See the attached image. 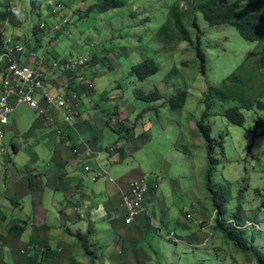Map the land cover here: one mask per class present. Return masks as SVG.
<instances>
[{
	"label": "rangeland",
	"instance_id": "374dc122",
	"mask_svg": "<svg viewBox=\"0 0 264 264\" xmlns=\"http://www.w3.org/2000/svg\"><path fill=\"white\" fill-rule=\"evenodd\" d=\"M36 1L40 5L37 10L34 0H17L19 13L24 17L21 16L24 24L20 30L17 32L18 28H14L21 38L20 44L33 49L37 59L48 58L51 64L90 57V65L76 83V87L80 88L83 81L89 82L87 84H93L96 91L85 119L93 122L94 116L98 115L100 121L104 112L113 105L129 114L130 122L137 127L136 140L125 132L118 134L113 128L104 127L101 146L110 149L118 142L127 148H135L141 146L144 136H148L149 144L135 150L133 159L127 158V163L130 166L141 165L148 176L161 178L160 196L165 198L168 215L172 219L169 229H163L154 217L149 222H143L141 227L138 224L144 239L127 243L118 239V234L110 228L107 220H102L99 237L86 240L88 250L99 259L97 264H256L251 257L238 252L233 243L217 232V228L215 231L212 229L214 237L208 245H202L204 233L198 223L209 225L216 209L205 185L208 152L197 124L205 111L204 101L208 99L209 89L219 86L256 50L264 52V44L244 41L231 26L210 27L202 15L196 14L201 30V47L207 61V72L203 75L193 46L183 43L170 48L157 38L159 30L168 21L169 9L175 4L186 9L193 0H133L123 10L105 15L94 12L89 17L85 16L87 10L99 0ZM258 1L264 0H232L230 4L242 6ZM58 4H63L65 8L61 17L56 19L53 11ZM66 17L68 26L64 31L56 32L58 22ZM41 24H47V30L34 35V29ZM191 34L196 43V33L191 30ZM147 59H153L160 72L141 84L132 76V68ZM36 61L33 58V62ZM117 86L120 89H116ZM135 90L146 94L159 90L165 100L146 104L136 99ZM179 91L187 93L186 104L178 111H171L165 102ZM102 92L107 93L109 100L97 103ZM211 106L209 124L212 127L211 136L217 142L212 155V189L217 194L218 208L227 222L240 216V227H253L243 240L263 256L264 137L252 142L251 132L258 118L264 120V99L256 102L253 111L244 112L246 122L243 128L230 124L222 117L225 110L237 106L235 103L212 102ZM37 118L35 111L20 105L5 131L2 146L7 155L0 154L1 167L6 173L0 183L7 190L16 191L21 198L18 202L20 206L13 207L14 212L8 217L11 225L25 221L27 233H31L37 222L30 196L24 197L29 194L30 183L32 187L36 185L39 188L47 211L51 214L53 210L48 186L50 169L54 166L50 163L53 157L47 143L50 137L34 134L30 130V124ZM14 148L18 149V153ZM35 155L39 162L34 160ZM108 169L117 181L118 173L111 171V166ZM124 169L125 166L118 171L123 172ZM23 185L24 188H21ZM149 210L152 211V208ZM187 216L192 219H187ZM53 220L49 217L43 223L58 232V227L62 225ZM180 220L187 222L192 235L177 226ZM79 224L82 229L83 222ZM215 224L213 220V227ZM3 233L7 237V232ZM167 234H175L181 243L176 245L167 241ZM191 236L195 238L188 241L190 244L182 242V238ZM22 242L27 244L28 238L25 237ZM42 247L47 253V248ZM20 251L9 246L0 256L4 257L6 264L20 261L21 264H89L84 251L79 248L70 250L65 258L60 255L51 261L47 258L27 259L21 256Z\"/></svg>",
	"mask_w": 264,
	"mask_h": 264
},
{
	"label": "crops",
	"instance_id": "0c3cea01",
	"mask_svg": "<svg viewBox=\"0 0 264 264\" xmlns=\"http://www.w3.org/2000/svg\"><path fill=\"white\" fill-rule=\"evenodd\" d=\"M0 2V18L3 21L9 19L11 23L10 36L13 38V41L19 43L21 42V38L16 35L14 28H18L16 29L17 32L20 30L24 24L21 19L23 16L21 13H18L9 18L5 9L7 0H0ZM39 8L37 6L35 10ZM33 53V49H25L24 54L20 56L23 64L35 67L43 61L49 62L46 57L37 59L35 53L37 61L33 62V57L31 56ZM79 76H82V74H61L56 71H49L47 75L46 87L52 95L62 96L69 92H76L79 93L81 99L73 126L71 128L64 127L67 134L66 140L59 138L54 133L52 127L49 126L48 118H58L57 112L53 108L47 107L42 101H39L41 111H35L38 115L37 120L33 124H30V130L34 134L50 137L47 143L50 155L53 157H50L52 158L50 163H54V166L52 165L50 169L48 186L51 193V209L53 210L51 214L47 211L43 195L39 193V188L35 187L36 185L32 187L30 183L29 194H25L24 197L30 196V203L37 222L32 227L31 233H27L28 226L25 224V221H19V223L11 225L12 221L8 217V214L14 212L12 211L13 207L18 208L20 206L18 202L21 198L16 191L13 192L12 189L7 190L4 184L0 183V255L9 246L15 247L19 252L22 247L32 244L44 246L48 250L46 255H34L33 258L36 260L47 258L51 261L54 257H59L60 255H63V258H65L70 254V250L81 249L74 237L77 234L85 235L88 231H92L95 233V237H99L98 232L100 231L102 220L108 221L110 228L116 231L119 236L118 239H122L124 243L144 239L139 226L141 227L143 222H149L152 217L160 223L163 229L171 228V215H168L169 212L165 205V198L163 195L160 196V189L157 192H151L147 196L145 214L139 217L133 225H125L122 209L123 196L129 192L131 184L134 181L148 176L146 170L141 165H128L127 158L133 159L135 150L146 147L149 144L147 142L149 138L148 136H144L141 146H136L135 148H127L125 145L116 142L112 146L119 148V150L116 154L110 155L108 147L103 148L101 146V139L104 134L102 129L109 127V119H121L123 123L117 128L118 134L125 132L134 141L137 137V127L130 122L129 114L114 105L107 112H104L100 121H98V115H95V121L88 122L84 116L89 114L88 107L96 91H94V85L90 91L88 88L90 84H87L89 82L86 83L85 81L82 82L80 88L76 87ZM116 89H120V86H117ZM101 100H109L106 92H102L99 95L97 103ZM25 108L30 109L27 106ZM15 153H18V149ZM34 160L36 162L40 161L37 155H35ZM109 166L112 167L111 171L117 172L119 175L118 180L114 184L109 183L107 179L93 183L92 174L85 172V168L89 167L95 172L101 169L108 171ZM124 166L123 172L118 171V168ZM3 175L5 176L6 173H4L0 163V181ZM21 188H24V185ZM150 208H152V211L149 210ZM49 217L62 225L58 227V232L55 231L54 227L50 228L47 224L43 223ZM62 220H65V223H69L70 226L63 224ZM80 222H83L82 229L79 227ZM186 223L180 220L177 226L182 228L186 233L191 234ZM5 231L8 234L7 237L4 236L3 232ZM25 237L28 238L27 244L22 242ZM192 238L195 237L182 238V242L190 244L188 241ZM0 264H6L3 256H0ZM16 264H21V261Z\"/></svg>",
	"mask_w": 264,
	"mask_h": 264
},
{
	"label": "trees",
	"instance_id": "16d2710c",
	"mask_svg": "<svg viewBox=\"0 0 264 264\" xmlns=\"http://www.w3.org/2000/svg\"><path fill=\"white\" fill-rule=\"evenodd\" d=\"M99 1L95 6H92L87 10L86 17H89V15L94 12H97L100 15H105L111 11L123 10L133 0ZM231 1L232 0H193L191 6L186 9H183L180 4L173 5L169 9L167 23L157 34L159 42L170 48H174L183 43H189L193 46L203 75L207 72V61L201 47V30L196 14L202 15L204 21L210 27L231 26L238 32L244 41L251 44H264V1H258L256 3L250 2L249 4L242 6L230 4ZM33 5L35 8L37 7L36 0H34ZM191 30L196 33V43H194L192 39ZM263 55V51L259 52L256 50L219 86L209 89L207 94L208 99L204 101L205 111L200 122L197 124V130L203 138L208 152V167L205 176V185L207 191L211 195L212 205L216 209L214 219L216 224L215 227H213V230L215 231L217 228V232H219L225 240L233 243L238 252L251 257L256 264H264V255H259L254 247L249 246L243 240V237H245L246 234H249L251 229L248 230L247 227H240V216L227 222L222 217L218 208L217 194L212 189V155L217 146V142L211 136L212 127L209 124V119L212 117V102L221 104L235 103L237 106L225 110L222 113V117L236 127H244L246 122L244 112L253 111L256 102L264 99ZM159 72L160 69L153 59H147L143 63L132 68V76H134L141 84L157 76ZM134 94L138 101L146 104H155L165 100V96L159 90H155L149 94L140 90H135ZM186 101L187 93L179 91L175 96L167 99L165 105L168 106L171 111H178L185 106ZM110 120L111 119H109L108 126L113 128L114 132L118 133L117 128L111 126ZM251 134L252 142L264 137L263 119L258 118L256 120ZM14 150L16 152L17 149L15 148ZM244 225L246 226V224ZM74 237L79 243L80 248L84 251V255L88 259L89 264H97L99 259L95 257L93 252L88 250V246L86 245V240L94 238L95 233L88 231L85 235L77 234Z\"/></svg>",
	"mask_w": 264,
	"mask_h": 264
},
{
	"label": "built area",
	"instance_id": "2783aa9c",
	"mask_svg": "<svg viewBox=\"0 0 264 264\" xmlns=\"http://www.w3.org/2000/svg\"><path fill=\"white\" fill-rule=\"evenodd\" d=\"M37 2V1H36ZM1 3V2H0ZM37 6L40 7L39 4ZM65 6L58 4L53 11V16L56 19L61 17ZM7 16L17 15L20 9L17 5V0H7L5 4ZM62 22H58L55 31H64L68 26V18H63ZM11 23L9 19L3 21L0 18V154L7 155L5 148L2 146L5 138V131L10 123L11 116L20 106H27L34 111H41L40 102L42 101L47 107L53 108L57 112L58 118H48V124L52 127L54 133L62 140L67 139L66 130L64 127L71 128L76 120L77 112L80 105V96L76 92H69L66 95H52L47 87V75L49 71H56L61 74H83L91 63L89 56H82L72 60H64L54 62L53 64L43 61L38 66L32 67L28 64H23L21 55L24 54L26 47L22 44L13 41L10 36ZM47 30V24H41L34 29L37 36L39 33H44ZM36 59L35 54L31 55ZM89 90L93 89V84L88 85ZM121 119H111V126L118 128L122 124ZM119 148L112 147L108 149L110 155L118 152ZM86 173L92 174V182L97 183L107 179L109 183L114 184L115 181L110 173L106 170L95 172L90 168H85ZM161 178L157 175L145 176L131 184L130 190L123 196L122 209L124 212V223L126 226H131L142 215L145 214V201L151 192H157L160 189ZM191 220V216H187ZM215 219V217H214ZM213 219V220H214ZM213 220L209 225L199 222L204 233L203 247L207 246L214 237L212 232ZM249 229L253 227H248ZM167 241L174 244L181 243L180 239L175 234L165 236ZM21 256L31 259L34 255H46V250L39 245H26L20 251Z\"/></svg>",
	"mask_w": 264,
	"mask_h": 264
},
{
	"label": "clouds",
	"instance_id": "9594fccd",
	"mask_svg": "<svg viewBox=\"0 0 264 264\" xmlns=\"http://www.w3.org/2000/svg\"><path fill=\"white\" fill-rule=\"evenodd\" d=\"M34 8H35V6H34ZM36 9V8H35ZM7 13V12H6Z\"/></svg>",
	"mask_w": 264,
	"mask_h": 264
},
{
	"label": "bare ground",
	"instance_id": "6f19581e",
	"mask_svg": "<svg viewBox=\"0 0 264 264\" xmlns=\"http://www.w3.org/2000/svg\"><path fill=\"white\" fill-rule=\"evenodd\" d=\"M37 27H39V26H37Z\"/></svg>",
	"mask_w": 264,
	"mask_h": 264
}]
</instances>
